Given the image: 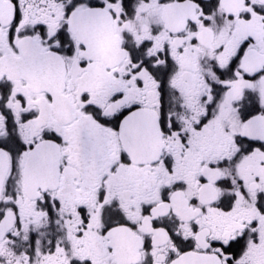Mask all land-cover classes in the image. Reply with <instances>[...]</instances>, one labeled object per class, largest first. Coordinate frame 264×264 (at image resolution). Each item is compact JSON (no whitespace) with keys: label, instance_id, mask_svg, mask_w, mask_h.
<instances>
[{"label":"snow or ice","instance_id":"6c2138e0","mask_svg":"<svg viewBox=\"0 0 264 264\" xmlns=\"http://www.w3.org/2000/svg\"><path fill=\"white\" fill-rule=\"evenodd\" d=\"M0 264H264V0H0Z\"/></svg>","mask_w":264,"mask_h":264}]
</instances>
